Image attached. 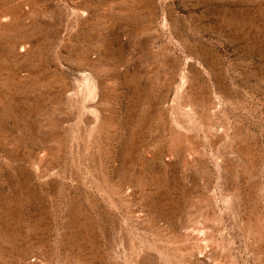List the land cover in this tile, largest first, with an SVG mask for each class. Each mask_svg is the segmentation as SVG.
I'll use <instances>...</instances> for the list:
<instances>
[{
	"label": "rangeland",
	"instance_id": "1",
	"mask_svg": "<svg viewBox=\"0 0 264 264\" xmlns=\"http://www.w3.org/2000/svg\"><path fill=\"white\" fill-rule=\"evenodd\" d=\"M0 264H264V0H0Z\"/></svg>",
	"mask_w": 264,
	"mask_h": 264
}]
</instances>
